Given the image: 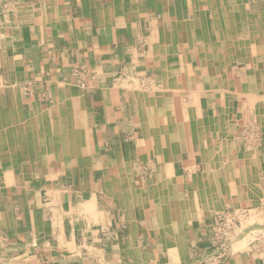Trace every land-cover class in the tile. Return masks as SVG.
<instances>
[{
  "label": "crops",
  "instance_id": "1",
  "mask_svg": "<svg viewBox=\"0 0 264 264\" xmlns=\"http://www.w3.org/2000/svg\"><path fill=\"white\" fill-rule=\"evenodd\" d=\"M263 88L264 0H0V264H202L213 209L264 198Z\"/></svg>",
  "mask_w": 264,
  "mask_h": 264
},
{
  "label": "rangeland",
  "instance_id": "2",
  "mask_svg": "<svg viewBox=\"0 0 264 264\" xmlns=\"http://www.w3.org/2000/svg\"><path fill=\"white\" fill-rule=\"evenodd\" d=\"M245 71V70H244ZM243 72V70H242ZM244 73V72H243ZM131 89H133L136 92H141V93H149L152 92L153 90H157L158 86L154 85L152 83H148L147 81H142L139 84H133L130 85ZM158 91V90H157ZM179 102L183 103V100H179ZM257 122V121H256ZM258 123H255L253 120H247L246 123H244L241 126L239 137L236 140V144H238L240 147V151H253L263 144V134L261 129H259ZM259 137V138H258ZM128 138H132V135L128 136ZM252 138V139H251ZM254 138V139H253ZM248 140V141H247ZM254 143V144H253ZM147 158V157H146ZM132 169L134 171H138V174L140 173L141 176H143L145 179L150 173V168L146 164H133L131 165ZM19 168H22V166H19ZM44 171L47 172L48 167L44 166L43 167ZM181 170V177L185 179H191L195 175H199L202 172V167L199 161L197 164H195L193 170H189L185 168L184 166H181L178 168V171ZM177 171V172H178ZM24 173L21 172L20 176L23 177ZM70 184V183H68ZM72 188V186L67 185ZM70 188V189H71ZM37 192V191H36ZM39 192V191H38ZM40 206H43V208L46 206V204L49 201V198L47 196L40 197ZM114 199H112V202ZM102 204V202H101ZM101 204H97L94 209L90 213V221L93 222L95 225H99L97 229L99 230V233H101V229L103 228L105 231H107V223H104L103 217L108 216L109 214H118L121 212L123 208L118 207L116 204H112L110 208H103L100 206ZM77 206V203L74 205ZM103 209H102V208ZM264 207V198H261V202L253 206V208H231L230 206L227 205L226 208L222 207L221 209H213L215 211L216 215H219L221 213H227V212H234L236 211L237 214H243L245 215L244 217H240V222H239V232L240 235L243 237L244 242L249 244L251 241L252 237L255 236V234H261L263 235V227H264V210L262 211L261 208ZM105 211V212H104ZM215 215V216H216ZM244 231V234H243ZM251 231V232H250ZM250 232V233H249ZM102 234V233H101Z\"/></svg>",
  "mask_w": 264,
  "mask_h": 264
},
{
  "label": "built area",
  "instance_id": "3",
  "mask_svg": "<svg viewBox=\"0 0 264 264\" xmlns=\"http://www.w3.org/2000/svg\"><path fill=\"white\" fill-rule=\"evenodd\" d=\"M261 210L263 211L264 207ZM244 216L243 214H237L236 211L221 213L215 216L210 228L209 252L206 260L202 264H209L214 261L219 262L230 252L231 244L238 239L240 234V217ZM100 231L103 235L106 234L103 228ZM249 245L264 250V232L263 235L255 234L249 242Z\"/></svg>",
  "mask_w": 264,
  "mask_h": 264
},
{
  "label": "bare ground",
  "instance_id": "4",
  "mask_svg": "<svg viewBox=\"0 0 264 264\" xmlns=\"http://www.w3.org/2000/svg\"><path fill=\"white\" fill-rule=\"evenodd\" d=\"M238 3V2H237ZM219 12V11H218ZM240 12V11H239ZM228 13V12H227ZM232 13V12H231ZM224 30V29H223ZM223 34V33H222ZM224 37V36H223ZM226 39V38H225ZM224 39V40H225ZM211 50V49H210ZM219 64V63H218ZM264 89V88H263ZM181 91H183V90H181ZM199 95V94H198ZM193 96H195V95H193ZM251 96V95H250ZM256 101V100H255ZM186 103V102H185ZM253 103V102H252ZM249 104H251V102L249 103ZM252 105V104H251ZM190 106V105H189ZM251 107V106H250ZM226 109V108H225ZM183 111H185V110H183ZM224 113V112H223ZM189 114V113H188ZM185 118V117H184ZM255 118V117H254ZM188 120V119H187ZM193 120V119H192ZM195 122V121H194ZM203 123V122H202ZM187 124V123H186ZM203 128V127H202ZM259 138V137H258ZM252 139V138H251ZM254 139V138H253ZM248 141V140H247ZM254 144V143H253ZM137 145V144H136ZM140 145H141V143H140ZM218 145V144H217ZM173 146V145H172ZM137 148V147H136ZM138 149V148H137ZM149 149H151V148H149ZM170 153H172L171 151H170ZM193 153V152H192ZM221 154V153H220ZM171 155V154H170ZM198 161H199V159H198ZM197 161V162H198ZM24 167H26V165L24 166ZM187 168V167H186ZM81 169V168H80ZM87 170V169H86ZM90 170V169H89ZM90 172V171H89ZM91 173V172H90ZM97 176V175H96ZM92 180V179H91ZM91 182V181H90ZM95 182V181H94ZM92 185V184H91ZM95 185V184H94ZM88 186V185H87ZM168 186V185H167ZM90 187V186H89ZM105 187V186H104ZM141 188V187H140ZM136 189H137V187H136ZM91 190V189H90ZM138 190H140V189H138ZM96 191V190H95ZM91 195H94V194H91ZM96 200V199H95ZM87 204V203H86ZM89 204V203H88ZM93 204H95V202L93 203ZM92 204V205H93ZM91 205V204H90ZM91 205V207L93 208V206ZM87 207L89 206V205H86ZM90 206H89V208H91ZM88 208V209H89ZM86 211V210H85Z\"/></svg>",
  "mask_w": 264,
  "mask_h": 264
}]
</instances>
